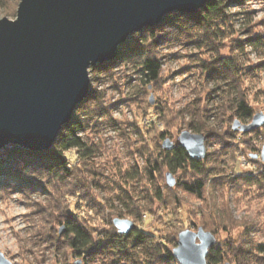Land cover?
<instances>
[{"label":"trees","instance_id":"1","mask_svg":"<svg viewBox=\"0 0 264 264\" xmlns=\"http://www.w3.org/2000/svg\"><path fill=\"white\" fill-rule=\"evenodd\" d=\"M13 1L0 0V11L9 9ZM247 1L209 0L196 13L173 12L160 24L131 34L128 41L122 44L119 58L140 63L139 69L146 86L143 85L138 95L142 93L144 97L148 92L147 89L160 86L163 78L162 61L150 53L154 51L152 48L158 43L157 31H172L179 36L195 37L196 42L201 43V46L199 45L201 48H207L213 54L205 60L200 59L202 61L200 66L214 85L213 93L219 92L220 102H217L216 108L224 116L229 114L230 119L236 117L242 122L251 119L254 108L250 102L252 94L248 90L250 88L246 84V77L257 69L245 64V55L248 46L264 47V34H257L254 30L255 25L251 11L246 6ZM232 7H239L241 10L231 12ZM241 14L247 18L244 26L245 38H237L235 35L237 30L234 28V21L237 20L236 16ZM139 34L143 38L147 35L149 41L155 40L147 50L135 46L139 45L137 44ZM225 49L228 52H224ZM111 65L112 62H106L92 66L90 69L101 73L107 71ZM133 94L137 95V92ZM138 100H142L141 97ZM151 103H154L151 102V98L146 100L148 107L147 105L143 107L142 114L145 115L153 109L156 117L163 121L165 127L157 129L154 125L147 130L146 135L136 120L132 123L134 131L138 133V143H141L137 147L141 148L146 165L144 170H141L138 164L133 165L132 170L122 172L123 169H120L124 183L117 182V186L122 191L119 195L122 197L119 198L126 210L125 212L116 210L118 214L128 216L138 224L140 223L144 206L136 202L134 193L137 188L130 189L131 186L139 185L143 193L147 192L151 199L161 200L162 204L175 202V210L182 207L179 192H183L184 197L196 198L205 203L204 210L202 208L200 211L201 219L196 221L192 217L191 224L198 228L203 227L216 236V245L210 248L207 255L208 264L222 263L220 261L225 258L232 264H264V242L254 241L248 232H244L237 238L224 240L223 243L220 241L222 231L232 233L240 226L245 228L249 225L235 218L228 201L223 200L221 204H218L216 199V192L222 193L228 187H234L237 192H241L245 187H256L264 194V169L261 168L259 160L249 157L247 151H260V147H257L252 140L260 136L264 138V125L249 132L240 130L236 132L233 127L220 131L211 121L210 113L215 109L213 106L209 107L208 104L202 106L201 103L193 108L187 107L184 113L173 111L163 102L155 105ZM82 115L85 117L82 118ZM94 116L105 118L111 116V110L103 104L102 93L97 90H91L84 102L78 106L72 119L62 127L52 149L32 151L12 145L6 150L5 168L2 167V158L0 159L2 170L0 188L5 191L14 188L28 196L37 193L48 196L50 203L47 209L45 210L46 206L39 202V210H42L41 213L47 219L51 218L50 220H54L55 224L64 226V233L60 234V229L58 230L53 224L50 227L56 228L53 232L48 228L45 234L42 233L44 240L57 249L64 248L63 250L71 251L75 257L82 258V262L77 263L69 262L66 257L67 263L62 264H180L174 256L173 249L177 246L179 233L184 228L176 217L164 231L157 235L146 232L139 225L127 234H120L111 216L108 220L105 219L108 204H104L97 196L95 197L93 192V187H102L98 176L99 171L93 167L92 162L99 146L82 136V133L91 127ZM135 116L137 118L138 114ZM186 119L187 126L193 132L206 135L207 142L211 143L216 139L219 149L208 150L203 160L192 158L180 145L172 149H164L162 140L167 137L174 140L170 128ZM112 125H114L113 122ZM124 134L127 139L131 138L126 131ZM148 136L158 138L156 150H151L152 146L150 147L149 143L145 144ZM246 136L250 143L247 142ZM241 143L246 146L242 147ZM133 144L136 143L133 142ZM73 149L78 155L77 162L74 164L67 157V153ZM238 152L247 155L252 164H260L256 172L242 170L238 162ZM251 154L254 155V153ZM224 159L234 162L233 175L228 180L219 170L226 167L220 168L219 163ZM18 163L21 165L18 166ZM165 171H171L177 183L174 187L166 185V189L163 190ZM144 181L148 182L141 187ZM77 195L78 200L73 210L69 199ZM210 197L212 198L211 206L209 205ZM90 210L93 214L89 212ZM95 215L98 218L103 217L108 224L93 222L91 216ZM113 215H115L114 212ZM163 233H165L164 236Z\"/></svg>","mask_w":264,"mask_h":264},{"label":"rangeland","instance_id":"2","mask_svg":"<svg viewBox=\"0 0 264 264\" xmlns=\"http://www.w3.org/2000/svg\"><path fill=\"white\" fill-rule=\"evenodd\" d=\"M20 1L21 0H14L9 9L1 10L0 19L5 16L14 19L17 15ZM246 6H248V10L251 11V17L255 25L254 30L257 34H264V0H248ZM239 10H241L239 7H232L230 9L231 12ZM236 19L237 20L234 21V28L237 30L235 35L237 38H245L244 26L247 22V18L245 15L241 14L237 15ZM142 31L143 30L140 32ZM174 34L175 33L172 31L168 32L167 30L157 31L156 40L158 43L152 48L154 51H152V53L149 51V53L161 59L163 78L160 86L147 89L148 92L144 97L142 93L138 95L144 85L142 73L139 69L140 63H138V61L132 62L131 59L119 58L118 54L113 60L108 62H112V65L107 71L99 73L93 72L90 69L91 90L101 92L103 104L108 106L111 110L110 117L94 116L91 127L86 132L82 133L84 139L99 146V150L93 157L92 162L94 163L93 167L99 171L98 176L100 177L102 187H93V192L95 197L97 196L104 204H108L107 210L105 211L106 220L109 219V216H111L112 222L115 217H128L118 214L119 210H121V212H125L126 210L122 200L119 198L122 197L119 196L122 194V191H120L117 186V182L124 183V180H122L123 173H121L120 169H123L122 172L132 170L133 165L138 164L140 169L144 170V166L146 165L144 156L141 153V148L139 149V147H137L141 145V143H138V133L134 131L132 123L136 120L141 125L146 135L147 130L154 125H156L157 129L165 127L163 121L156 117V113L153 109H150L145 115L142 114L143 107L147 105L146 100L150 99L151 96H153L154 99V103H151L152 105L163 102L164 105L169 106L173 111L177 112L185 113L187 107L193 108L201 103L202 106H206V104H208L209 107L213 106L215 109L210 113L211 121L214 122L213 125L220 131L227 130L228 127L232 128L234 121L238 119L236 117L230 119L228 117L229 114L224 116V114L216 108L217 102H220L218 96L219 92L213 93L214 85L208 79L207 74L202 71V67L200 66V64H202L200 59L205 60L209 55L212 56L213 54H211V51L204 47L201 48V43L196 42L195 37L191 38ZM146 36L143 38L139 34V41L137 43L139 45L135 46L146 50L150 48L149 46L153 44L155 40L149 41ZM120 49H122V45ZM224 52H228V50L225 49ZM245 64L254 66L253 69L255 70L257 69L256 72L246 77V84H248L247 86L250 88L248 90L252 94V96H250V102L254 108V114L264 112V47L248 46L246 49ZM133 92H137V95H134ZM131 95L135 98L133 99ZM139 97H141L142 100H138ZM135 114H138L137 118ZM83 117L85 116L82 115V118ZM186 118L188 119V116ZM252 118L243 123L251 122ZM187 119L185 121L181 120L179 125H173L170 128L174 141L182 130L190 129L187 126ZM84 120H86V118ZM112 122L114 125H112ZM125 131L128 135H131L130 139L126 138L127 136L124 134ZM234 131L237 132L239 130ZM148 137L145 144L149 143L150 147L152 146L151 150H156L159 142L158 138H156V136ZM247 138L246 136V139ZM133 142L136 144H133ZM163 142L164 140L161 141L162 145ZM247 142L250 143L248 139ZM252 142L257 147H260V151L251 152L247 150L248 155L251 159L259 160L262 165V167H260L264 169V161L260 158H255L254 155L251 154H259L261 152L264 138L260 136L253 139ZM217 143L216 139L211 143L207 142L206 139L207 151L218 150L219 147ZM244 145L245 144L242 145L241 143L242 147ZM11 146L12 145H8L0 151V159L2 158L1 162L3 168H5L6 165V159H4L6 157V150L10 149ZM77 156L75 149L67 153V157L70 158L73 164L77 162ZM237 157L243 171L256 172L257 167L260 165L252 164L245 154L238 152ZM219 164L220 168L226 166L223 170H219L228 180L233 175L232 166L234 167V162L224 159V161H221ZM17 165L19 166L21 164L18 163ZM1 172L2 170L0 169V174ZM166 173L167 171H165V185L162 187L163 190L166 189L167 185ZM146 182L148 181H144L141 187L146 184ZM149 186H151L150 183ZM129 188H137L134 193L137 199L136 202L144 207L139 224L132 218H128L132 219L136 225H139L140 228L146 232L156 235L161 233L172 221H174V217L180 221L184 229H198V227L191 224V220L192 217L195 218L196 221L201 219L202 215L200 211L202 208L203 210L205 208V203L202 201L196 198L184 197L183 192H179V197L182 200V207L175 210V202L162 204L161 200L157 198L151 199L148 197L147 192L143 193L139 189V185ZM216 199L218 204H221L223 200L228 201L230 210L235 218L239 221H245L249 225L245 228L240 226L233 230L232 233L222 231L220 234V241L222 243L224 240L237 238L244 232H248L254 241L264 242V194L262 191L256 187H245L241 192H237L234 187H228L222 193L219 191L216 192ZM77 200L78 195L69 199V204L73 210H75L74 204ZM39 202L46 206V210L50 203V199L47 195L41 193L28 196L23 191L14 188L10 190L7 189V191L0 188V250L13 264H62L67 263L66 257L69 262H82V258L75 257L72 255L71 251L63 250L64 248L57 249L44 240L45 230H48L53 224L58 230L63 229V232L60 234L64 233V226L58 223L55 224L54 220H50L51 218L47 219L44 214L41 213L42 210H39ZM209 205H212L211 197ZM111 207L113 208L111 209ZM45 210H43V212ZM89 212H91V210ZM113 212L115 215H113ZM91 219L96 223H107L103 217L98 218L97 215L91 216ZM56 228L50 229L53 232ZM42 233L44 234L42 235ZM164 235L165 233H163V236ZM161 238L163 239V237ZM220 262L222 263L219 264H232L230 260L226 258Z\"/></svg>","mask_w":264,"mask_h":264},{"label":"water","instance_id":"3","mask_svg":"<svg viewBox=\"0 0 264 264\" xmlns=\"http://www.w3.org/2000/svg\"><path fill=\"white\" fill-rule=\"evenodd\" d=\"M209 0H21L14 19H0V151L17 145L32 151L53 147L91 92L90 68L113 60L131 34L163 22L173 12L196 13ZM151 102H154L151 96ZM264 125V112L252 121L236 119L234 130ZM184 147L192 158L207 155L206 135L184 129L164 149ZM255 158L264 161V144ZM169 187L177 183L168 171ZM120 234L136 223L115 217ZM63 229L60 230V233ZM216 244L213 232L199 227L179 233L174 256L180 264H208ZM0 264H13L0 250Z\"/></svg>","mask_w":264,"mask_h":264}]
</instances>
